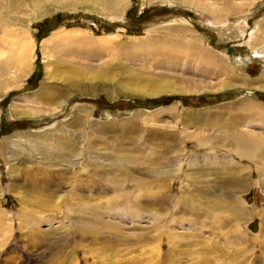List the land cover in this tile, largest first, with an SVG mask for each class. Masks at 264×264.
<instances>
[{
  "label": "rangeland",
  "instance_id": "374dc122",
  "mask_svg": "<svg viewBox=\"0 0 264 264\" xmlns=\"http://www.w3.org/2000/svg\"><path fill=\"white\" fill-rule=\"evenodd\" d=\"M111 1L0 0V264H264V168L233 149L264 142V111L242 108H264V0ZM201 2L234 10L219 24ZM48 72L65 94L39 103ZM152 80L186 91L141 93Z\"/></svg>",
  "mask_w": 264,
  "mask_h": 264
},
{
  "label": "bare ground",
  "instance_id": "6f19581e",
  "mask_svg": "<svg viewBox=\"0 0 264 264\" xmlns=\"http://www.w3.org/2000/svg\"><path fill=\"white\" fill-rule=\"evenodd\" d=\"M94 1L97 2V3L100 2V1H101V3L103 2V0H94ZM124 1L125 0H114V3H113V0H112L111 2H109V4L106 3V5L109 8H112V7H115V5H120ZM174 1H176V0H171V2H174ZM180 1H182V4H185V5L191 4L192 5V1L191 0H180ZM206 5H208V6H206ZM194 7L204 8V10H210L212 13L217 14L216 17L215 16L214 17L217 18V20H219L218 23L221 22L219 24L227 23L228 22L227 21L228 20L227 19L228 14L231 13L234 10V7L231 6V5H229V6L225 7V8L224 7H219V6L217 7L216 5H214V3H211V2L206 3V4L204 2H201V3L197 4V6L194 5ZM220 18H222V19H220ZM244 21L239 22L238 25L235 26L233 29L228 30L227 34L228 35L231 34L232 36H235V37L241 36L243 34L242 32L244 31V29L246 27ZM262 24L258 25L257 28H256V31L254 30L251 33V35H250V43L253 45L254 52L256 53V55L261 57L262 59H264V24L263 25ZM224 30H225V28H224ZM220 32H221V30H220ZM225 33H226V31H225ZM219 34H220L219 35L220 37H222L224 35L222 32L219 33ZM5 41H6V39H5ZM201 41H203V42L205 41L203 37H201ZM25 43H23V44H25ZM20 44H22V43H20ZM146 44L148 46H150V47H153L154 49L155 48L156 49L160 48L161 51L174 52L177 56H179L180 60L181 59L185 60V58H189L193 62L208 63V64H211L212 66L214 65V67H217V68L220 67V63L218 62V59H217L218 55L216 56V55H214V53H212L210 51H207L204 54H201L202 49L200 50L199 45H196V44L191 46V47H188L186 44H184V45H180V44L168 45V44H166V45L162 46L163 44H157V42H155V41H149V42H146ZM28 45H30V44H28ZM28 45L25 44V45L22 46V48L20 47L21 50L18 49L19 51H17V54H16L17 55V61L19 62L18 66L22 70L21 72L23 74H25L26 72H29L30 69H31L29 62H30V55H31L30 49L32 50V48H30ZM16 46H17V44H16ZM18 47L19 46H17V48ZM17 48H16V50H17ZM232 48H233V53H234L235 48L234 47H232ZM16 50L14 52H16ZM228 52H229V50H228ZM231 53L232 52H230V54ZM224 55H226V54H224ZM226 56L229 57L228 55H226ZM238 57H240V56H238ZM176 59H177V57H176ZM230 60H232V62L234 64L238 65V66H239V64L244 62L243 58H241V57L237 58L236 56H234ZM102 70L103 71H101V72L104 74V76L109 77L108 75L111 72V70H108V67H104V69L102 68ZM234 75L239 77L238 79H240V77H241V79H243L244 81L247 80V81H250V83L254 82L253 81L254 79H249V78H247L245 76L243 77L242 75H236V74H234ZM50 78H51V74H49V72H48L47 76L45 78L46 81L43 82V84H42V86L40 88V91L38 93H36V95H35L36 96V100L39 103L42 102V101H44V102H46V101H48V102L56 101L58 98H61V96L63 94H65V91H62V90L57 91V89L53 86V84L51 82L47 81V80H50ZM257 80H260V82H258L260 84L255 85V86H250L249 85L248 89H257V88L258 89H263L264 88V80H261V79H257ZM151 86H152V89L150 91L144 92V91L140 90V92L148 94V95H154V94H158V93H160L162 91H165V92L166 91H172V92H185L186 91V89L181 88V87H175L176 88L175 90H171L170 86H166L164 84H161L158 80L156 82L155 81L150 82V87ZM121 89H123V88H121ZM64 103L65 102H60V105L63 106V105H65ZM244 104L245 105H243V107H242L243 109H246V110L255 109L258 112H263L264 111L263 106H260V105L258 106V104H256L253 101L252 102H247L246 101ZM81 115H83V114H81ZM84 116H85V114H84ZM233 136H234L233 138L235 139V144H234L235 146L233 147V145H232V147L234 149V153L239 157V159L240 158L241 159H246V158L247 159H253L254 161H256L255 163L252 162L256 166V168L258 170L259 169H263L264 168L263 167V163L264 162H262V160L264 158V142H262L261 140H258V136L257 135L252 136V134H249L248 132H245V131L244 132L243 131L242 132H238V133L234 134ZM261 139H263V138H261ZM200 144L201 145L207 144L206 139L203 138L202 141H200ZM235 154H234V156H235ZM87 164L89 166V162ZM95 165H96V163L93 162V166H95ZM261 171H260V175H261ZM244 204H246V203L244 202ZM261 225L264 226V222H262Z\"/></svg>",
  "mask_w": 264,
  "mask_h": 264
},
{
  "label": "water",
  "instance_id": "95a60500",
  "mask_svg": "<svg viewBox=\"0 0 264 264\" xmlns=\"http://www.w3.org/2000/svg\"><path fill=\"white\" fill-rule=\"evenodd\" d=\"M217 44H218V45H222V44H225V43H220V42H219V43H217ZM228 50H229V51H232L233 48L230 46Z\"/></svg>",
  "mask_w": 264,
  "mask_h": 264
}]
</instances>
